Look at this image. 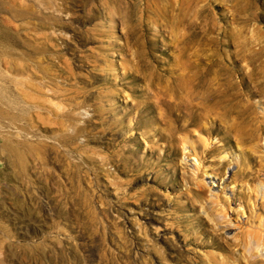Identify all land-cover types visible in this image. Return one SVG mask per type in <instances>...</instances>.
<instances>
[{"label":"rangeland","instance_id":"obj_1","mask_svg":"<svg viewBox=\"0 0 264 264\" xmlns=\"http://www.w3.org/2000/svg\"><path fill=\"white\" fill-rule=\"evenodd\" d=\"M236 125L264 128V0H0V264L222 256L184 237L216 198L226 236L264 223V174L206 132Z\"/></svg>","mask_w":264,"mask_h":264},{"label":"bare ground","instance_id":"obj_2","mask_svg":"<svg viewBox=\"0 0 264 264\" xmlns=\"http://www.w3.org/2000/svg\"><path fill=\"white\" fill-rule=\"evenodd\" d=\"M219 130L223 131L228 136L230 134L233 135L237 142L241 141L245 145L244 147L240 148L241 154L243 156L241 164L246 161L244 165L245 167H243L244 168L243 174L245 177L250 178L249 180L253 182L255 179L259 177L260 173L264 174V165L262 164L261 161L258 162L259 168L255 170V172H253L250 169L251 167H249L250 165L248 164V162L250 161L254 163L257 162L256 151H258L257 149L258 142L257 143L255 142V136L259 132H263L264 128L262 126L236 125V126L220 127V128L217 127L216 129L211 128L206 132L207 135L209 136L210 134L215 133L216 131ZM203 145H205V143H203ZM215 150H218V148L210 147L208 150L205 151L209 156H211L214 153H216ZM220 165H222V161L220 162ZM195 178H196L195 172H193L192 179L195 181ZM259 183H257L259 185L251 189V192L248 190L249 193L248 191L238 192L239 200L242 201L247 200L246 198H249L248 194L252 195L251 193H255L254 194L255 196L256 194L259 193L262 195L264 193L262 190V187H264V183L263 181L262 183L261 182ZM195 184L196 186L190 188L189 190L192 203L196 199H203L204 196V192L197 184V182ZM211 204H212L211 206L205 207L207 220L202 219L200 221L191 223L190 228L193 230L192 236L185 235L184 238L186 243L192 246H196L199 248H206V247L213 248L218 250L222 254V256L220 254H215V253L197 254L196 251H194L192 248L189 249V253L193 255V258H191L190 260V264H264V259L255 258L256 256L255 253L258 252V250L264 251L263 221L259 220L258 224H256L255 227L254 226L248 227L246 225L247 227L240 229L238 235H232L228 237L220 231V228L216 227V224L218 222H221L217 219L218 217L217 215H222V218H225V215H227L224 204L218 201L217 198L212 200ZM194 209L195 206L193 205L192 211H194ZM259 217L260 216H258L257 219H259ZM210 229L212 230L210 231ZM200 231L202 232V234H204L203 237H206L205 239L203 238V240L201 241H199L198 239L199 238L198 235ZM208 239H210V242L207 241Z\"/></svg>","mask_w":264,"mask_h":264}]
</instances>
